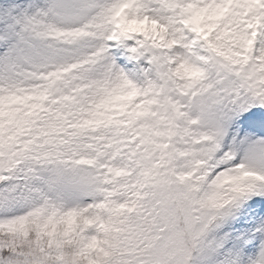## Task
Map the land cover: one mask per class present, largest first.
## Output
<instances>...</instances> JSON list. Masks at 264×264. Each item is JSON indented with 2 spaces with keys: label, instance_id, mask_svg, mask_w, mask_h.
Here are the masks:
<instances>
[{
  "label": "snow or ice",
  "instance_id": "1",
  "mask_svg": "<svg viewBox=\"0 0 264 264\" xmlns=\"http://www.w3.org/2000/svg\"><path fill=\"white\" fill-rule=\"evenodd\" d=\"M0 264H264V0H0Z\"/></svg>",
  "mask_w": 264,
  "mask_h": 264
}]
</instances>
